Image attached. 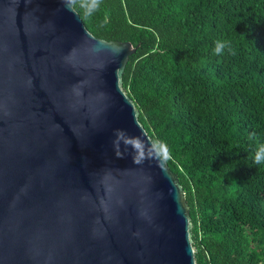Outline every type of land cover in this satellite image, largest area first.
<instances>
[{
	"label": "water",
	"instance_id": "95a60500",
	"mask_svg": "<svg viewBox=\"0 0 264 264\" xmlns=\"http://www.w3.org/2000/svg\"><path fill=\"white\" fill-rule=\"evenodd\" d=\"M65 4L0 0V264H195L177 176L113 147L152 143L121 88L138 46Z\"/></svg>",
	"mask_w": 264,
	"mask_h": 264
},
{
	"label": "trees",
	"instance_id": "16d2710c",
	"mask_svg": "<svg viewBox=\"0 0 264 264\" xmlns=\"http://www.w3.org/2000/svg\"><path fill=\"white\" fill-rule=\"evenodd\" d=\"M83 3L92 36L138 46L121 88L170 153L195 264H264V0H100L90 15Z\"/></svg>",
	"mask_w": 264,
	"mask_h": 264
},
{
	"label": "clouds",
	"instance_id": "9594fccd",
	"mask_svg": "<svg viewBox=\"0 0 264 264\" xmlns=\"http://www.w3.org/2000/svg\"><path fill=\"white\" fill-rule=\"evenodd\" d=\"M75 2L76 0H66L65 7L70 11ZM99 4L100 0H84L83 6L90 15L99 7ZM226 46L225 42L218 41L214 49L215 53L217 55L222 54ZM114 136L113 147L117 157L123 158L128 148H131L133 162L137 165L143 164L147 158L166 159L170 155L167 146L161 142L146 143L139 137L129 136L127 132L122 129L116 130ZM121 145H123V151L121 150ZM255 163H264V145L258 147V151L255 155Z\"/></svg>",
	"mask_w": 264,
	"mask_h": 264
}]
</instances>
